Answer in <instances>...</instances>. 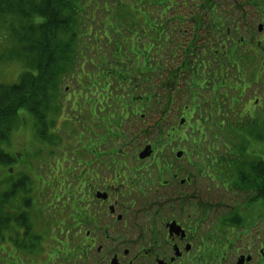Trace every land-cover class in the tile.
Listing matches in <instances>:
<instances>
[{
    "label": "rangeland",
    "instance_id": "1",
    "mask_svg": "<svg viewBox=\"0 0 264 264\" xmlns=\"http://www.w3.org/2000/svg\"><path fill=\"white\" fill-rule=\"evenodd\" d=\"M76 1L83 5L84 0ZM89 1H92V4L95 2L97 4L94 8L95 12H93L97 15V21L94 24L102 22V20H98L100 17L104 19L103 23L110 19V11L116 3H120L119 13L115 15V18L110 19L114 25L109 28L112 35L116 31H124L123 27H126V30L134 35L132 38L136 40L141 30L148 32L152 26L155 30L158 24L162 26L158 31L159 39L164 40L166 38L164 34L167 33L169 40L163 43L166 47L165 53L162 56L161 53L157 54L158 57L155 59H158L156 62L158 67L154 68L153 72L142 67L141 57L135 54L139 59V64L145 70H142L145 76L151 78L150 84L143 83L142 86L129 84L130 88L134 89L126 90L123 84H120L119 88L116 83H113L108 89L109 91L117 89L114 94L117 95L119 101L124 97L125 102L129 105L124 111L121 110L123 101L108 102L110 105L108 108L103 107V104H97L94 108V100L100 101V99L93 91L89 94L88 89V92H81L72 87L71 77L76 75L73 66L67 67V69L63 66L58 68L54 66L55 74H59L58 89L44 94V88H40L38 104L33 106L30 111L21 108L15 111V105L19 102L18 98L22 95H19L17 90L18 96L12 99L14 104L8 110L7 114H9L6 115L8 122H13V128L7 138L9 141L0 144V146L7 155H14L17 159L18 162L11 165L12 168L16 171L26 168L28 178L23 180L24 185L28 182L33 183L31 194L36 195L33 196V201L25 203L24 209L26 223L29 220L32 224L30 230L32 238H45L42 246L46 252L51 254L55 252L56 245H58L53 244L54 241L67 242L57 240L56 237L59 235H56L59 232L56 233L54 228L55 225L64 222L68 206L65 210L61 209L55 213L51 207L48 208L47 204L51 206L58 204L57 201L49 199L53 192L56 191L59 194L61 192L63 196L67 193L65 185L59 187L57 184L52 189L50 185L55 180L59 183L62 182L58 175L63 172L65 167L75 166L78 171L77 161H80L82 165L88 164L90 161L92 167L89 171L97 172L99 177L106 178L104 186L113 181L110 175L113 174L111 177L115 176L114 172H111V169H115L114 162L118 164L123 162L129 168L136 169L139 165H148V159L155 154L160 159L158 165L161 161H165L169 165L173 163L175 168L177 166L173 162L175 153L177 151L184 153L185 146H187L194 151V164H200L199 160L195 161V153L205 157V145H208L207 142H211L210 139L214 132H212L213 134L207 133L205 145L201 143L197 148L196 142L179 143L177 137L184 138L188 133H191V124L194 128L195 120L199 116H201L200 121L207 119L203 113L206 109L203 101L207 100L213 109L210 118L212 123L228 119L223 132L224 140L230 145V155L224 151L218 141L215 143L217 156H224L222 165L225 178L223 181L224 183L229 182L230 194L226 199L217 201L221 197L219 195L220 183H211L208 179L198 178V187L202 190L203 187L206 188L208 200H205L206 204L201 205V202L197 203V200L201 201L202 195L195 194L190 197L191 207L189 209H193V211L187 214L190 215L196 239L192 242V247H189L191 250L189 259L185 260L183 264L190 263L192 256H198V259L205 261L206 264H236L239 256L242 262L247 258L248 264H261L260 261H264V203L256 199L254 192L249 196L241 195L237 199L230 200L231 188L235 182L234 175L237 171L236 166L240 169L242 165L237 162L229 169L227 166L235 158L245 161L244 164L257 160L264 162V142L258 141L259 139L257 140L255 137L258 134L264 140L262 135L264 130V0H156L162 1L166 5L165 8L168 9L161 18L155 13L163 10L164 7L161 6L162 4L156 6L154 3L149 6L147 3L149 0ZM19 2V0H0V84L6 87L18 83V76L30 61L31 54L27 48H30L32 42L30 36L26 35L27 32L23 34L21 31L32 29L31 33H34L36 27L43 23V20L35 15L31 17L32 25L25 20L27 14L30 15L28 10L41 9L42 0H25L21 9ZM87 2L85 1L86 8L88 7ZM208 3L214 7L208 6ZM54 4L52 8L57 9L60 17L71 18L70 0H60L59 6ZM195 6L198 9H195ZM20 11L27 14L24 15ZM87 13L90 14V9ZM184 18L188 19L187 22ZM90 20L85 16L82 18L81 24L90 23ZM119 22L121 24H118ZM249 28L253 33L250 37L248 32H245ZM257 29L261 32H258ZM11 30H19L21 36L16 38L11 34ZM79 30H81L80 44L87 42L84 38L86 30ZM235 30L239 34L235 33ZM101 32L102 29L99 33ZM225 35L228 36L225 38ZM66 37L63 35L57 40L59 41L58 47L61 46L62 41L64 44L67 42ZM130 41H132L131 37ZM119 45L117 44L115 47L105 45L101 48L104 49L103 52L108 50V53L113 52L117 47L119 50L122 49L118 53H114L116 58L119 56L123 59L122 56L127 54L131 62L121 65L120 71L128 70L127 72H129L131 70L133 72L136 61L133 52H128L132 44L129 42L125 46L123 43ZM189 45L194 48L190 49ZM162 47L163 45H160V49ZM233 51L234 59L236 60L237 56L239 62H235L233 59ZM170 52H173L175 57L169 65L166 59ZM91 60H89V64L92 66L93 73L117 76L116 78L120 80L124 78L126 72L117 73L116 65L111 70H107L101 60H95L94 65ZM118 62L121 63V61ZM232 62L236 66L231 68L229 65ZM96 63L98 64L96 65ZM150 64L152 65V63ZM259 65L263 68L262 70ZM35 67L32 68L35 70ZM30 69L25 70V73L30 72ZM37 70H40L39 66L33 72L35 77ZM183 72L185 74L181 77ZM80 73L84 75L87 84L86 71ZM106 80L108 79L104 77H101L99 82L97 79L96 81L93 79L95 83L93 89L97 88L99 92L106 93V88L102 89L101 86L102 83L107 82ZM205 82L208 83L207 86H205ZM96 85L101 86V89ZM169 85L174 87L171 88ZM204 87L207 89L201 90ZM174 88L178 90L174 91ZM28 90L30 91V89ZM55 94L57 98L54 97ZM171 94L174 95L173 102L171 106L165 108V101L171 99ZM29 96V93H24L20 98L21 100L28 98L27 104H30L33 101ZM197 100L202 102V104L200 103L202 111L199 112L196 108L192 109V111H196L195 119L179 126L178 123L181 119L185 120L186 118L187 120L188 118L187 112H183V107L192 108L193 104L196 105ZM229 104L230 111L227 110ZM100 106L103 109L98 111ZM158 108L169 111L165 113L164 110L159 113ZM219 108L222 116H227L226 119L220 114H216ZM131 112L135 114L132 115ZM162 114L166 117L161 125L162 130L159 131L164 134L160 135L159 132H156L154 125ZM257 121L262 123L263 130L259 132V126H257L256 131L250 134L249 128ZM196 128L199 129V126ZM171 129L176 132V135L170 131V138L169 135L167 136V132L169 133ZM198 135L199 132L193 129L192 138L196 139ZM165 139L169 144L160 148L159 144L163 145ZM78 143L86 146L81 149ZM78 146L81 154L74 157ZM151 146L155 147V150ZM84 150H87L88 154ZM2 154L3 152H0V155ZM141 154L148 157L144 159ZM184 157L185 154L179 160L180 163L176 162L179 167L174 171L178 172L182 168L180 171L182 173L185 171L184 168H187L193 175L194 171L191 170V166L187 167L188 162ZM259 157L263 159H258ZM148 166L153 171L150 172L151 176L148 177L146 172L141 173L142 180L146 182L156 179L154 171L156 166L154 164ZM79 167L83 168V166ZM256 168L258 169L259 165ZM0 170H6L4 165H0ZM19 170L16 175L19 174ZM121 170L122 167H119L116 172L120 174ZM128 172L131 173L130 170ZM241 173L244 174V172ZM6 176L8 173H3V180ZM14 179H17V176ZM116 180L122 182L120 178ZM43 199L45 203L42 202ZM2 200L6 201L7 198L4 196ZM76 204L77 202L73 204V209ZM66 205L69 203L67 202ZM9 206L10 202L8 201L6 211L10 210ZM203 208L207 210L206 213ZM11 225L16 224L0 222V264H31L21 250L23 234L19 229L20 226L16 225L17 227L13 228ZM5 228L7 229L2 232ZM27 236L30 237V234ZM185 250L187 252L188 248ZM180 255L181 253L176 251L175 257L178 258ZM37 263L42 264V261Z\"/></svg>",
    "mask_w": 264,
    "mask_h": 264
},
{
    "label": "flooded vegetation",
    "instance_id": "2",
    "mask_svg": "<svg viewBox=\"0 0 264 264\" xmlns=\"http://www.w3.org/2000/svg\"><path fill=\"white\" fill-rule=\"evenodd\" d=\"M148 160V165L156 166V179L142 180V172L148 177L153 172L148 165L133 169L122 163L115 164V176L110 175L113 181L106 186V178L89 171L90 161L78 165V203L69 218L73 228L67 234L69 241L85 250L86 262L181 264L189 259V247L194 241L192 221L187 214L191 211L190 179L178 181L177 187L171 182H159L161 166L153 163V157ZM119 167L120 174L116 172ZM119 178L122 182L116 180ZM176 251L181 253L178 258Z\"/></svg>",
    "mask_w": 264,
    "mask_h": 264
},
{
    "label": "trees",
    "instance_id": "3",
    "mask_svg": "<svg viewBox=\"0 0 264 264\" xmlns=\"http://www.w3.org/2000/svg\"><path fill=\"white\" fill-rule=\"evenodd\" d=\"M19 1L21 2V3L19 2V6L21 9L22 3H24L25 0H19ZM42 1H43V4L41 5V9L40 10H34V9L28 10V12H30V15L26 13L27 17L25 18V20L26 22H28V24L32 25L33 21L31 17L35 15L41 18L43 20V23L40 24L39 27H36V29L34 30L35 31L34 33H31L32 29H24L23 31H21L23 34L27 32L26 35H28V37L30 36V39L32 42V44L30 45V48L29 47L27 48L30 50L31 56H30V61H28L29 64L25 68L26 71L31 68L30 72L25 73V70H24L22 72V75L19 76L18 83H16L13 86L6 87L0 84V142L7 139L10 131L13 128V122L9 123L6 118L7 117L6 115L9 114V113L7 114V112H9L8 110L11 108L12 104H14L12 102V99L18 96L17 95L18 91H19V95L20 94L23 95L24 93H29L30 95L29 97L31 98L33 102L30 104H27L28 98L21 100L20 98L22 96L21 95L18 98L19 102L17 103V105H15L16 106L15 111L18 110L19 108L30 111L33 106L38 104L37 100H38V97H40V93H41L39 92L40 88H44V91H43L44 94H47V93L49 94V92H52V91L54 92L58 89L59 74H55L54 66H57L56 68L63 66V67H66V69L67 67H70V68L72 66L74 67L76 71V75L74 77H71L73 81L72 86L74 89H77L81 92H88L89 90V94L90 92L93 91L97 95V97L100 99V101L94 100L93 102L94 107H96L97 104L98 105L103 104V107H104L108 102H112V101H116V102L123 101L121 103L125 104L126 102L124 100V97H122V100L120 101H119V98L117 97L114 99L113 91L108 90L112 86V84L116 83L119 86V88H120V84H123L126 90L128 88L130 90H133L134 88L133 87L130 88V85L133 84V86H136L139 78L143 77L144 75L142 73H144L143 71L145 70L142 67H146L148 71H152V72L154 71L155 66L149 64V61L150 59L154 61V59L156 58L154 47L160 46L158 44V40L160 36L158 32L159 31L158 28L154 30V27L152 26L146 34L145 32L142 34L141 36L142 39L145 37L147 38V42L143 46V42L141 41L140 36H139V40H134L132 38L133 34L130 31H122V30L116 31L112 35L109 29H106L103 27L102 23L104 19H102L101 17L98 20H102V22L100 23L99 21V24H94V22L97 21L96 19L97 15L93 13L95 12L94 8L97 5L96 2L92 4V1L84 0L83 5H81L76 0H70L71 18L63 16L64 17L63 19L58 14L57 9L52 8L54 3H55L54 5L59 6L60 0H42ZM85 1H88L87 8H86ZM161 2L156 1V0L147 1L149 6L152 5L153 3L156 6L159 4L164 5V3H161ZM209 4L210 3H208V5ZM116 5L110 11V19L115 18V15H117L121 9L120 3H116ZM19 6H17V9H19L18 8ZM89 9H90V14L87 13ZM104 11L106 10L104 9ZM164 11H167V8H165ZM20 13L26 15L23 11H20ZM85 16L89 18V20L91 19L90 23L81 24V20L82 18H85ZM110 19L106 20L110 22L109 28L114 26L112 25L113 23H111ZM118 24H121V23L119 22ZM79 29L86 30L84 33V38L87 40V42H82L80 44V37H81L80 31L81 30ZM101 29H102V32L99 33ZM11 32H12L11 34H13V36H15L16 38L21 36L20 35L21 33H19L20 32L19 30H11ZM63 35L65 37L67 36L66 37L67 42L64 44V42L61 40L62 41L61 46L58 47L57 44H59V41L57 40L59 38H62ZM130 37L132 41H130ZM137 41H139V43H137ZM129 42L130 44H132V47H130V50L128 52H133V55L136 61V64L133 67V72L131 70H129V72L125 71L126 73H125L124 78L120 80L116 78L117 76H108L107 74H96L98 72L93 73L92 66L91 64L88 63L89 66L87 67L89 69V73L86 72L87 81H88L86 84L84 80L85 79L84 75H81L82 73L80 72L85 70L87 61L91 59H92L91 61L93 65H94L95 60L99 59L102 61V63L105 64V68H107V70H111V68L116 65L117 66L116 69L118 70L117 73H124L120 71V69H122L120 68V66L121 65L123 66L125 62L127 63V61L131 62V59L127 56V54L122 56L124 57L123 59L119 58V56H117L116 58L114 53H118L122 49L119 50L117 47L115 50H113V52L108 53V50H105L103 52L104 49H102L101 47L105 45L106 46L111 45L112 47H115L117 44L119 45L120 43H123L125 46L129 44ZM135 54L141 57L142 67L139 64V61H138L139 59ZM233 59H234V51H233ZM118 61H121V63ZM97 64L98 63H96V65ZM38 66L40 70L36 71V77H35V73L33 74V72H35ZM32 67H35V70ZM259 67H261V65ZM39 73H41V76H39ZM66 74H67V71H66ZM101 77L108 79L106 80L107 82H104L101 85L102 89L105 87L107 90V92L104 94L99 92L97 88L93 89L95 85L93 79L95 81L97 79V82H99ZM126 77H131V78L126 79ZM143 80L144 82H149V79H143ZM96 86L99 89H101V86L100 87L99 85H96ZM28 89H30V91ZM55 96L57 98L56 94L54 95V97ZM107 100L108 102H106ZM103 107L100 106L99 110L102 109ZM229 110L230 109H228V111ZM217 114L218 115L220 114L222 116V114L218 110H217ZM222 117H224L225 119L227 118V116L225 115ZM248 119L251 120L250 118ZM227 121L228 119H226L225 121L223 120L224 123H227ZM260 123H261L260 121L254 122L249 128V133L250 134L254 133L257 129V126H259V132H261L263 128H262V123L261 124ZM217 133H220V132H217ZM262 135L264 136V130H263ZM255 137L257 140L259 139L258 141L264 142V140L261 139V137L258 134ZM220 157H224V156L222 155ZM258 159H263V158L259 157ZM237 162H239V164H241L242 166H240V169L238 168V166H236L237 171H236V175L234 176L235 182L233 184V187L235 185L237 186L244 185L245 188H248L249 190L255 193L254 196L256 197L258 201H260L261 203H264V162L257 160L252 163L248 162L247 164H244L245 161H241L235 158L234 160L230 161V164L233 167L234 165H236ZM258 165H259V168L257 169L256 167H258ZM214 172L223 173L224 172L223 165L222 167H214ZM241 172H244V174H242ZM70 177L71 175L70 173H68L67 179ZM67 179L62 180L61 183L55 180L50 185L51 189L57 184L60 187L62 183L65 186L67 185L71 186V184L67 182ZM23 191H24L23 188H20L19 191L17 190L15 196H13V200L12 199L9 200L10 205H14L16 203L17 197L19 196L20 192L23 193ZM66 194L70 195L71 194L70 190H68ZM55 197L61 198L58 194H56Z\"/></svg>",
    "mask_w": 264,
    "mask_h": 264
},
{
    "label": "bare ground",
    "instance_id": "4",
    "mask_svg": "<svg viewBox=\"0 0 264 264\" xmlns=\"http://www.w3.org/2000/svg\"><path fill=\"white\" fill-rule=\"evenodd\" d=\"M171 88H173L174 86L173 85H169ZM174 90H178L176 88H174ZM239 185V183H238ZM200 192L202 194H204V196H206V200H208V192L206 191V188L204 187L203 190L201 189ZM251 193H253L251 190H249L248 188H245L244 185H235L232 189V192H231V197H230V200H234V199H237L239 198L241 195H244V196H249L251 195ZM230 194V190H227V191H220L219 195L221 196L219 198V200L217 201H220L222 199H226L227 196Z\"/></svg>",
    "mask_w": 264,
    "mask_h": 264
},
{
    "label": "snow or ice",
    "instance_id": "5",
    "mask_svg": "<svg viewBox=\"0 0 264 264\" xmlns=\"http://www.w3.org/2000/svg\"><path fill=\"white\" fill-rule=\"evenodd\" d=\"M0 151H3V148H2V146H0Z\"/></svg>",
    "mask_w": 264,
    "mask_h": 264
},
{
    "label": "water",
    "instance_id": "6",
    "mask_svg": "<svg viewBox=\"0 0 264 264\" xmlns=\"http://www.w3.org/2000/svg\"><path fill=\"white\" fill-rule=\"evenodd\" d=\"M238 264H241V263H238Z\"/></svg>",
    "mask_w": 264,
    "mask_h": 264
}]
</instances>
